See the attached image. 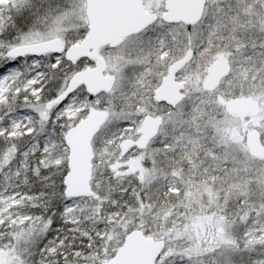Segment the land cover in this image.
Here are the masks:
<instances>
[{
    "label": "snow or ice",
    "instance_id": "1",
    "mask_svg": "<svg viewBox=\"0 0 264 264\" xmlns=\"http://www.w3.org/2000/svg\"><path fill=\"white\" fill-rule=\"evenodd\" d=\"M0 264H264V0H0Z\"/></svg>",
    "mask_w": 264,
    "mask_h": 264
}]
</instances>
